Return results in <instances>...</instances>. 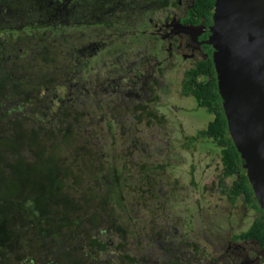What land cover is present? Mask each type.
<instances>
[{
	"label": "trees",
	"instance_id": "obj_1",
	"mask_svg": "<svg viewBox=\"0 0 264 264\" xmlns=\"http://www.w3.org/2000/svg\"><path fill=\"white\" fill-rule=\"evenodd\" d=\"M212 5L195 0L192 22L203 18L209 25ZM148 13V6L128 0H0V264H149L142 230L130 228L143 210H133L129 195L149 196L145 190L154 182L144 172L151 164L129 171V160L115 147L112 122V109L125 111V101L135 96L134 81L132 93L120 85L139 60L116 75L120 85L107 93L113 99L105 108L101 86L109 80L99 82L96 68L119 64L117 47L128 38L146 46L157 42L141 34ZM179 83L180 95L213 116L181 144L211 138L222 175L234 176L245 203L256 208L225 135L209 58L187 67ZM146 102L153 117L157 95ZM145 149L147 157V144ZM251 230L264 240L262 222ZM155 241V249L168 250ZM166 251L164 258L175 264Z\"/></svg>",
	"mask_w": 264,
	"mask_h": 264
},
{
	"label": "rangeland",
	"instance_id": "obj_2",
	"mask_svg": "<svg viewBox=\"0 0 264 264\" xmlns=\"http://www.w3.org/2000/svg\"><path fill=\"white\" fill-rule=\"evenodd\" d=\"M113 29L115 27L104 30L112 33ZM117 50L118 53L121 51L117 57L120 58L119 64H100L96 67L98 81L109 80L106 87L101 86L104 93L101 103L103 108L112 105L113 98L107 93L119 87L116 85H120L116 75L123 74V68L130 67L139 60L135 66H131L130 75H123L120 87L125 86V89L132 93L130 85L134 81V92L138 90L140 94L133 92L135 100L131 97L125 101V111L119 110L118 107L112 109L115 119H119L117 123L114 118L112 120L116 126L114 142L119 154L129 160V171L143 162L151 164L144 173L154 182L149 191L145 190L146 194H149L145 200H139L130 193L133 210H143L138 215L139 220L133 221L130 228L142 230L144 250L147 251L149 264H169L162 255L166 250H159L162 248L160 246L155 249L158 247L155 240L161 242V246L168 247L166 252L174 253L173 250L178 249L180 238H184L183 243L186 241V244H196L210 255L214 250L213 246H219L218 241H223L225 237L233 234L234 230H238V227L245 228L246 224L242 221L247 223L246 218H242L244 208L241 201H237L235 207L231 208L225 203V195L220 191L214 188L209 191L213 182H217L220 177L217 148L205 140L195 142L194 146L185 150L180 148L185 137L194 135L212 116L204 109L197 108L192 98L179 94L180 74L186 64L177 60L167 61L164 54L158 52L160 48L157 43L152 42L146 46L128 38ZM138 52L141 54H138L139 57L136 56ZM152 94L157 95L156 114L153 117L149 116L151 105L146 102ZM139 106L149 107L136 110ZM99 113L97 111L94 117L99 116ZM97 123L100 126L99 131L106 129L103 119H99ZM121 128L125 129V132L119 134ZM129 141H134L137 149L133 148ZM146 144L147 157L143 154ZM160 165L162 168L155 169ZM84 171V177L87 178L88 170ZM229 181L225 179V183ZM157 194L160 195L159 198H156ZM151 233L156 235L154 239L150 237ZM172 243H175V246H171ZM183 248L187 249L179 250L184 252L187 260V256L193 253L189 252L190 246ZM135 253L136 251L133 252Z\"/></svg>",
	"mask_w": 264,
	"mask_h": 264
},
{
	"label": "water",
	"instance_id": "obj_3",
	"mask_svg": "<svg viewBox=\"0 0 264 264\" xmlns=\"http://www.w3.org/2000/svg\"><path fill=\"white\" fill-rule=\"evenodd\" d=\"M211 49L226 136L264 215V0H213Z\"/></svg>",
	"mask_w": 264,
	"mask_h": 264
},
{
	"label": "flooded vegetation",
	"instance_id": "obj_4",
	"mask_svg": "<svg viewBox=\"0 0 264 264\" xmlns=\"http://www.w3.org/2000/svg\"><path fill=\"white\" fill-rule=\"evenodd\" d=\"M128 2L131 5L133 2H138V0H128ZM138 3H143L144 6H148L149 8L147 24H144V30H141V34L156 38V43L158 48H160L158 52L160 54L163 53L167 61L177 60L186 64L183 68L184 71L187 67L191 66L192 63L206 60L207 57L210 60L212 51L204 42L209 36L211 13L209 16V25L206 26L204 24L203 18L199 19L198 24H194L192 22V17L195 18V15H193L195 0H139ZM205 46L209 48V54L206 52ZM183 71L180 75H182ZM204 127L196 130L195 133L202 130ZM202 139L210 141L217 148L216 144L211 141V138L202 137ZM202 139L186 142V145L181 144L180 148L184 150L186 148L188 149L190 146H194L195 142L203 141ZM216 156L218 159L217 165L220 177L217 182H213L209 191L213 188L220 191L222 195H225V203L231 208L235 207L234 204H236L237 201H241L244 208V216L242 218H246L247 220V223L243 221L242 223H245L246 226L243 229L238 227V230H234L233 234L225 237L223 241H218V247L211 245L214 250H212L210 255H208L209 253H206L203 248L200 249L196 244H186V241L180 244V240H185L184 238H180L177 245L178 249L173 250L172 260L175 261V264H264V240L262 239V241L260 239L261 231L251 230V227L254 226L256 221L262 222L264 228V215L255 205L252 195L250 198L253 200L252 203L256 208H252L245 203L243 193L237 190V185L234 183L236 180L234 176L225 177L222 175L219 148H217ZM236 167L243 175L242 170L239 168V159ZM225 179H229L230 181L225 183ZM185 246H190L189 252L193 253L187 256V260H185L184 252L179 250H186L187 248H183Z\"/></svg>",
	"mask_w": 264,
	"mask_h": 264
}]
</instances>
